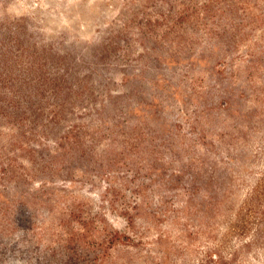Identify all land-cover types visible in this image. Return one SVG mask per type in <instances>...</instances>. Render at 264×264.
Segmentation results:
<instances>
[{"label": "rangeland", "instance_id": "obj_1", "mask_svg": "<svg viewBox=\"0 0 264 264\" xmlns=\"http://www.w3.org/2000/svg\"><path fill=\"white\" fill-rule=\"evenodd\" d=\"M17 33L93 75L94 126L0 171V264H264V0H0Z\"/></svg>", "mask_w": 264, "mask_h": 264}, {"label": "trees", "instance_id": "obj_2", "mask_svg": "<svg viewBox=\"0 0 264 264\" xmlns=\"http://www.w3.org/2000/svg\"><path fill=\"white\" fill-rule=\"evenodd\" d=\"M54 57L45 46L40 50L38 43L19 34L0 41V116L5 118L0 133L5 128L12 131L0 145L3 173L20 168L27 176L33 164L51 163L43 154L39 160L25 157L24 150L35 153L40 148L53 154L51 151L58 153L65 143L72 147L87 143V129L94 125L78 123L79 114L92 107L89 101L97 80L91 73L72 71L69 62L65 66L56 63ZM138 201L144 203L141 196ZM137 203L133 209H140Z\"/></svg>", "mask_w": 264, "mask_h": 264}]
</instances>
